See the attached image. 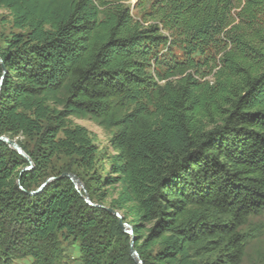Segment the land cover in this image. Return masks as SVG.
I'll use <instances>...</instances> for the list:
<instances>
[{"label":"trees","instance_id":"obj_1","mask_svg":"<svg viewBox=\"0 0 264 264\" xmlns=\"http://www.w3.org/2000/svg\"><path fill=\"white\" fill-rule=\"evenodd\" d=\"M128 1L0 0V136L37 141L19 143L25 172L0 141V264H60L61 241L78 264H136L132 241L143 264L244 260L264 215V0H140L141 20ZM60 156L81 160L86 191L60 178ZM117 185L133 236L103 206Z\"/></svg>","mask_w":264,"mask_h":264},{"label":"rangeland","instance_id":"obj_2","mask_svg":"<svg viewBox=\"0 0 264 264\" xmlns=\"http://www.w3.org/2000/svg\"><path fill=\"white\" fill-rule=\"evenodd\" d=\"M140 0H129L126 3V6L131 10L132 15L141 20L143 17V10L138 8ZM12 17L10 16L9 11L6 9H0V34L8 35L11 31V21ZM221 54L217 56V61L219 62ZM219 64V63H218ZM217 66V64H216ZM217 68H215L213 73H215ZM210 71V70H208ZM208 74V72H206ZM211 76H207L205 80H211ZM73 126H81L86 128L90 133L92 138L93 145L98 148V151L103 156H116L117 153L111 146V142L108 139L106 130L98 126L95 122L89 119H72ZM18 143L26 142L29 144L30 149L33 151L37 148L36 140H25L22 137L15 138ZM81 160L77 157L67 158L60 156L57 159H54L53 165L57 170L65 171L77 177L79 184V191L85 190V183L88 181L89 175H87L81 166ZM83 164V163H82ZM108 162L105 163L107 166ZM83 180V181H82ZM94 188L95 184H92ZM107 198L104 201L103 206L111 208L113 200L118 197L120 190L122 189L121 185L111 186L106 188ZM92 203V202H91ZM93 204V203H92ZM94 206V204H93ZM101 207V205H99ZM133 220L132 217H127L126 223H129ZM130 225V224H129ZM131 226V225H130ZM245 235L248 240L247 242V251L244 257L242 264H264V215L261 217H253L249 220L248 224L244 228ZM134 233L131 235L133 236ZM61 248L65 251V254L68 255V258H64L60 264H78V259L80 258L81 252L79 244H72L71 242L61 241ZM70 257V258H69ZM13 264H34V260L31 257H26L24 259L14 260Z\"/></svg>","mask_w":264,"mask_h":264},{"label":"water","instance_id":"obj_3","mask_svg":"<svg viewBox=\"0 0 264 264\" xmlns=\"http://www.w3.org/2000/svg\"><path fill=\"white\" fill-rule=\"evenodd\" d=\"M0 62H2L1 59H0ZM3 71H4V73H3V76H2V79H1V82H0V92H1V89H2L3 81H4V79H5L6 75H7V69H6L5 66H3ZM0 141H2L5 144H7L12 150L16 151L21 157H23L24 159H26L28 161L30 166L25 168L23 170V172L32 170L33 162L30 159V157L24 152V150L22 149L20 144L17 142V140L10 139L7 136H0ZM60 178H68V179H70L75 184L76 188L79 189L80 182L78 181L77 177H75L74 175L69 174V173H64ZM56 179H57V177L48 178L46 180V182L43 183V185L37 191L31 192L30 194L31 195H36V194L42 192L47 186H49L50 183H52ZM84 199L89 205L93 206V204L91 203V201H90L88 196H86ZM107 210L119 219V225H120L121 229L125 233H128L130 235L133 234L132 226H130L128 223L124 222V218H123L121 213H119L118 211H116V210H114L112 208H107ZM130 255H131L132 259L134 260V262L136 264H143V261L140 258V255H139V253H138V251H137V249L135 247V242L134 241H132L131 245H130Z\"/></svg>","mask_w":264,"mask_h":264}]
</instances>
